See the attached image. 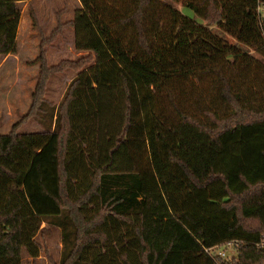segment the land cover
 <instances>
[{
  "label": "trees",
  "instance_id": "1",
  "mask_svg": "<svg viewBox=\"0 0 264 264\" xmlns=\"http://www.w3.org/2000/svg\"><path fill=\"white\" fill-rule=\"evenodd\" d=\"M30 1L0 0V57L17 53ZM79 2L40 38L22 120L44 130L19 133V120L0 134V264L39 257L47 218L63 231L60 264L263 263L264 0ZM70 27L86 56L48 65L44 44ZM67 70L49 103L48 80ZM31 176L50 212L29 198ZM214 247L233 255L216 260Z\"/></svg>",
  "mask_w": 264,
  "mask_h": 264
},
{
  "label": "rangeland",
  "instance_id": "2",
  "mask_svg": "<svg viewBox=\"0 0 264 264\" xmlns=\"http://www.w3.org/2000/svg\"><path fill=\"white\" fill-rule=\"evenodd\" d=\"M29 4L31 7L28 2L18 4L20 19L16 39L17 53L0 57V134H7L12 125L19 120L22 121L17 130L19 133L41 132L44 130V127L38 121L31 118L22 120L28 112L31 102L30 95L38 74V64L35 63V59L40 49V38H48L55 30L57 15L61 17L62 22H67L73 19L75 10L80 7L79 0H31ZM177 7L181 9L180 5ZM30 10L34 12L37 19L38 24L35 28ZM182 11L184 15L200 22L191 11L187 9H182ZM261 14L264 17V11ZM210 29L219 33L212 26ZM72 36V28H66L61 34L55 36L54 40L44 44L43 49L46 51L48 65L58 64L62 60L77 61L79 58L86 56V53H77L74 50ZM76 73L67 70L64 73L52 76L47 82L45 99L49 103L58 104L66 87ZM44 183L52 189L54 171L49 162L44 169ZM26 192L29 198L33 200L38 211H51L47 203H43L42 200L36 198L39 188L34 176H31L28 180ZM58 224L59 221L55 218L45 219L41 225V230L35 237V241L40 247L39 257L32 259L23 251L21 264L61 263L64 242L63 231ZM69 230L70 240H73V229L69 227ZM226 254H233L232 249L229 248ZM261 264H264V262Z\"/></svg>",
  "mask_w": 264,
  "mask_h": 264
},
{
  "label": "built area",
  "instance_id": "3",
  "mask_svg": "<svg viewBox=\"0 0 264 264\" xmlns=\"http://www.w3.org/2000/svg\"><path fill=\"white\" fill-rule=\"evenodd\" d=\"M261 11H264V10H261ZM261 246H264V238L261 242ZM205 253L207 255H209L210 257L216 258V260H221L224 258L230 259L231 256L233 255V254L227 255L226 252L224 250H222V248H220V247L205 249Z\"/></svg>",
  "mask_w": 264,
  "mask_h": 264
},
{
  "label": "crops",
  "instance_id": "4",
  "mask_svg": "<svg viewBox=\"0 0 264 264\" xmlns=\"http://www.w3.org/2000/svg\"><path fill=\"white\" fill-rule=\"evenodd\" d=\"M79 8H80V7H79ZM72 35H73V36H72V37H73L72 39L74 40V33H73V29H72Z\"/></svg>",
  "mask_w": 264,
  "mask_h": 264
},
{
  "label": "water",
  "instance_id": "5",
  "mask_svg": "<svg viewBox=\"0 0 264 264\" xmlns=\"http://www.w3.org/2000/svg\"><path fill=\"white\" fill-rule=\"evenodd\" d=\"M261 20H262V22L264 23V17H262V19H261Z\"/></svg>",
  "mask_w": 264,
  "mask_h": 264
}]
</instances>
